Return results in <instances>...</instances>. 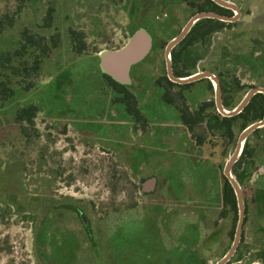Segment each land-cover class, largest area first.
Returning <instances> with one entry per match:
<instances>
[{
    "label": "rangeland",
    "instance_id": "rangeland-1",
    "mask_svg": "<svg viewBox=\"0 0 264 264\" xmlns=\"http://www.w3.org/2000/svg\"><path fill=\"white\" fill-rule=\"evenodd\" d=\"M228 1L240 7L238 21L196 44L184 61L193 73L234 81L239 102L264 88V0ZM192 13L184 0H0V19H12L0 50L19 47L23 31L49 47L40 74L27 79L32 87L11 84L14 95L0 101V264H214L226 252L233 213L222 203V169L235 142L201 126L189 131L179 120L185 103L174 110L161 90L152 91L155 79L165 87L163 49ZM136 27L156 38L125 86L144 126L128 124L129 109L112 101L123 94L103 88L101 79L108 81L97 71L96 54L120 48ZM69 29L86 45L81 54ZM206 98L204 91L192 103ZM29 105L37 108L32 123L16 120ZM246 141L251 158L242 182L235 179L245 205L244 258L231 264H262L264 127ZM150 178L167 188L164 197L139 196Z\"/></svg>",
    "mask_w": 264,
    "mask_h": 264
},
{
    "label": "trees",
    "instance_id": "trees-1",
    "mask_svg": "<svg viewBox=\"0 0 264 264\" xmlns=\"http://www.w3.org/2000/svg\"><path fill=\"white\" fill-rule=\"evenodd\" d=\"M185 2L192 8H195V12L212 11L226 15L231 14L230 11L217 6L211 0H185ZM48 18L50 19V11L48 13ZM11 21L12 19H0V35L8 26L11 25ZM225 24L227 23L220 22L214 19H202L197 21L193 25L186 37L171 52L173 71L177 77H183L192 74L184 73L180 70V68L184 69L188 66L185 63L184 59L187 58L189 52V54L191 55L192 49L197 43L206 42L212 32L221 28ZM228 25L230 26L232 24L229 23ZM137 28L138 27L134 28L133 31ZM68 33L70 35V40L73 46L72 50L76 54H81L86 49V45L82 41L81 36L72 29H69ZM22 37L23 42L20 43L19 47H16L12 52L8 50H0L1 102L9 101L8 99H10L14 95V90L9 87L11 84L21 87L24 90L30 89L32 87V83L27 81L30 73H34V77H37L42 70L44 58L48 56L49 47L42 38L36 37V35L34 34H28L26 31H23ZM159 45L161 47H164L165 44L161 43ZM154 49H156V44L154 45L152 51ZM101 75L108 81V84L114 94H123L122 97H115L114 99H112L113 103H119L120 108L124 107L125 109H129L128 113L131 114V116L140 118L137 109L135 108L134 104L131 103V94L125 90L128 86L125 87L123 85H119L110 77L102 73ZM164 79L166 83L165 85L169 87H189L195 83L194 82L184 85H178L172 83L165 77L163 78V80ZM207 83L209 88L211 89L212 86L210 82L207 81ZM228 85L229 81L223 78L221 80V86L223 87V90L225 92L228 90ZM237 104L238 102L228 103L226 99L224 107L225 109L230 110ZM209 105H211V103H203L198 108H190L186 104H184L185 107L183 109H180V118L189 131H192L196 126H201L202 129H204L205 132H207L211 136L216 138H225L227 139V142L234 143L238 134L246 126L264 117V95L262 94H255L250 102L245 106V108L239 114L233 117H223L217 113L216 109L207 110L206 107ZM36 110L37 108L35 105L23 107L17 111L16 120L32 123V118H34V113L36 112ZM258 130H260V128L256 129L254 132ZM197 142H201L200 137H197ZM252 151L253 150L251 149L249 143L246 141L239 159L232 167V174L239 183L242 182V178L244 176L243 166L248 163L249 158H251ZM222 179V203L224 207H226L233 213V225L230 230V237L232 238L237 221L236 200L234 192L230 187L227 179L224 176H222ZM245 221L246 217L244 219V223ZM241 252L242 250L238 246L234 258L227 264H231L233 262L239 263L240 261H242L244 258V253L243 255H240ZM258 260H260V262L264 264V254L260 253V255H258ZM249 262L250 261H247L245 264H248Z\"/></svg>",
    "mask_w": 264,
    "mask_h": 264
},
{
    "label": "water",
    "instance_id": "water-1",
    "mask_svg": "<svg viewBox=\"0 0 264 264\" xmlns=\"http://www.w3.org/2000/svg\"><path fill=\"white\" fill-rule=\"evenodd\" d=\"M211 1L218 6L231 10L233 13L232 16H225L209 11L198 12L191 16L178 32V34L172 37L164 47L163 58L165 63V70L168 80L179 85L193 83L203 78L210 80V82H212L214 90L216 111L223 117H233L239 114L245 108V106L250 102L255 94L264 95V88L253 87L249 89L235 107L230 110H226L221 103L219 80L210 71L201 70L183 77H176L172 72L171 52L173 48L185 38V36L197 21L202 19H214L222 22H236L240 18L241 9L234 3H231L228 0ZM151 48V34L145 28L138 27L128 36L127 40L120 48L115 50H101L96 54L98 59L99 71L102 74L110 77L119 85L129 86L132 82L130 77L131 67L143 61L150 53ZM262 127H264V117L246 126L238 134L233 151L224 163L222 174L227 179L235 195L237 206V222L230 247L214 264L227 263L234 255L240 243L242 227L245 219V205L243 202L241 187L232 176V167L239 159L248 136L256 129ZM154 183L155 178H150L145 182V186L148 187L147 189H152ZM83 221L85 223L84 217Z\"/></svg>",
    "mask_w": 264,
    "mask_h": 264
},
{
    "label": "flooded vegetation",
    "instance_id": "flooded-vegetation-1",
    "mask_svg": "<svg viewBox=\"0 0 264 264\" xmlns=\"http://www.w3.org/2000/svg\"><path fill=\"white\" fill-rule=\"evenodd\" d=\"M185 1V0H184ZM186 3V2H185ZM214 3V2H213ZM215 4V3H214ZM186 5L187 6H189L192 10H193V13L191 14V16H193L194 14H196V13H198V12H195V8H192L190 5H188L187 3H186ZM217 5V4H216ZM218 6V5H217ZM219 7H221V6H219ZM221 8H223V7H221ZM223 9H225V10H228V11H230L231 12V14H221V15H225V16H232V11L231 10H229V9H226V8H223ZM199 12H203V11H199ZM209 12H212V11H209ZM214 13H216V12H214ZM218 14H220V13H218ZM190 16V17H191ZM189 17V18H190ZM188 18V19H189ZM217 21H219V20H217ZM187 22V21H186ZM220 22H222V21H220ZM224 23H227V24H225L224 26H222L221 28H219V29H217L216 31H214V32H212L210 35H209V37H208V39H211L212 38V35H214L215 33H217V32H220V31H224V29H225V26H229L228 24L230 23V24H233V23H235V22H224ZM231 26V25H230ZM181 30V29H180ZM191 30V29H190ZM189 33V32H188ZM151 34V33H150ZM178 34V33H177ZM176 36V35H175ZM151 37H152V48H151V50L153 49V47H154V45L156 44V38L151 34ZM174 37V36H173ZM186 37V36H185ZM171 39V38H170ZM169 39V40H170ZM206 40V39H205ZM197 44H202V45H204L205 44V42L204 43H202V42H200V43H197ZM177 46V45H176ZM176 46L173 48V50L176 48ZM172 50V51H173ZM163 51H164V49H163ZM171 64H172V60H171ZM164 67H165V63H164ZM188 67V66H187ZM164 70H165V68H164ZM180 70L181 71H183L184 73H193L192 71H191V69L189 70L188 68H184V69H182V68H180ZM172 72H173V75L174 76H176L175 75V73H174V71H173V64H172ZM165 78H167V75H166V70H165V76H164ZM177 77V76H176ZM217 78H218V80H219V85H220V95H221V103H222V105H223V107H224V104H225V102H226V99H227V101H228V103H234L235 102V84H234V81H230L229 80V85H228V90L225 92L224 90H223V87L221 86V80L223 79V77H219V76H217ZM168 79V78H167ZM132 81V80H131ZM164 81V83H165V79L163 80ZM207 81L208 82H210V80H208V79H205V78H203V79H200V80H198V81H195V83H197V82H202V83H205V85L201 88V89H197L196 91H191V92H189V91H183V92H180L177 88H175V87H178V86H172V87H169V86H167V85H165V87H162V86H160V84L159 85H157V83H158V81H157V79H155L154 81H153V92L154 93H159V90H161V94H160V96H162L163 98H164V102H165V104L166 105H168V106H170L172 109H174V107L176 106V104H177V102H180V101H183L186 105H191V106H189L190 108L191 107H196V108H198L200 105H202L203 103H211V105H209V106H207L206 108H207V110H212V109H216V105H215V100H214V90H213V87L210 89L209 88V86H208V83H207ZM132 83V82H131ZM194 83V82H193ZM166 84V83H165ZM210 84H211V82H210ZM131 85V84H130ZM179 85V84H178ZM211 86H212V84H211ZM179 88H181V87H179ZM204 91H207V93H210L211 94V98L209 99V98H206V99H204V100H202L199 104H197V102H195L194 101V103H192L193 102V100H196V98L197 97H200V96H202V94L204 93ZM194 98V99H193ZM192 99V100H191ZM198 105V106H197ZM176 108V107H175ZM225 108V107H224ZM122 109H125L124 107L122 108ZM125 110H127V109H125ZM175 110V109H174ZM218 113V112H217ZM129 120V121H128ZM179 120H180V122H181V124L185 127V128H187L186 126H185V124H183V122H182V119L179 117ZM126 121L128 122V124H133L134 126H140V125H142V126H144V125H147L146 124V122L145 121H143V119L140 117V118H136V117H132V118H127L126 119ZM173 121H176V120H173ZM134 166H132V168H133ZM141 168H142V166H141ZM151 169V168H150ZM145 169H141V170H139V171H141V172H147V173H149V172H152V173H156L157 171H151V170H145ZM148 179H146L144 182H142L141 184H140V186H139V188H140V191L138 192V194H139V196H144V195H147V194H149V195H154V196H156L157 195V197H164V193L166 192V190L164 191V189L161 187V184H160V188L159 187H157V181H156V179H155V183H154V185H153V187H152V189H147L148 187L147 186H145V182L147 181ZM165 184H167V183H163V185H165ZM159 188V189H158ZM161 190V191H160ZM77 210V209H76ZM204 209L201 211V214L199 215V214H197L196 215V218L197 217H199V219H200V216L202 217V215L204 214ZM197 213V212H196ZM79 216H81V217H83V215L81 214V213H79ZM199 219L197 218L196 220L197 221H199ZM174 222H176V220H174ZM232 222H233V217H232ZM176 224V223H175ZM84 225V229H86V228H89V224H88V222L86 221V219H85V223L83 224ZM232 225H233V223H232ZM181 226V225H180ZM199 227H201L200 226V224L198 225V228L196 229L197 231H199L200 229H199ZM176 228H178L179 229V227H177V225H176ZM174 230H175V228L173 229V227H172V230L170 229V231L172 232V234L174 233ZM234 230H235V228H234ZM220 231V230H219ZM215 232H217V231H214V233ZM228 235H229V237H230V231H229V233H228ZM233 236H234V233H233ZM233 236H232V240H233ZM231 238V237H230ZM231 245V244H230ZM239 246V245H238ZM230 247V246H229ZM229 247H225V251H227L228 250V248ZM238 248V247H237ZM237 250V249H236ZM235 253H236V251H235ZM235 253H234V255L231 257V259L229 260V261H231L233 258H234V256H235ZM228 261V262H229ZM227 262V263H228ZM227 263H225V264H227Z\"/></svg>",
    "mask_w": 264,
    "mask_h": 264
},
{
    "label": "crops",
    "instance_id": "crops-1",
    "mask_svg": "<svg viewBox=\"0 0 264 264\" xmlns=\"http://www.w3.org/2000/svg\"><path fill=\"white\" fill-rule=\"evenodd\" d=\"M97 71H98V74L101 75V73H100V71H99V68H98ZM101 76H102V75H101ZM101 83H102L103 88L105 87L107 91H111V87H110L109 85H107L106 83H104V81H102V79H101ZM122 112H123V111H122ZM165 183H166V182H165ZM163 189L165 190V189H167V188L164 187ZM211 207H212V206H211ZM209 209H210V208H209ZM203 215H204V214H203ZM203 215H202V217L200 216V217L202 218V219L200 218V226H201V224L204 226ZM208 218H209V217H208ZM209 219H211V218H209ZM209 222H210V220L207 219V224H208ZM201 227H202V226H201ZM218 230H220V227H219ZM224 253H225V252H224ZM222 255H223V254H222ZM219 257H221V256H219Z\"/></svg>",
    "mask_w": 264,
    "mask_h": 264
}]
</instances>
